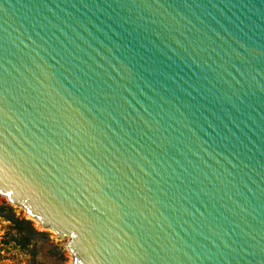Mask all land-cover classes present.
<instances>
[{
    "label": "water",
    "instance_id": "1",
    "mask_svg": "<svg viewBox=\"0 0 264 264\" xmlns=\"http://www.w3.org/2000/svg\"><path fill=\"white\" fill-rule=\"evenodd\" d=\"M0 198L71 264H264V0H0Z\"/></svg>",
    "mask_w": 264,
    "mask_h": 264
},
{
    "label": "rangeland",
    "instance_id": "2",
    "mask_svg": "<svg viewBox=\"0 0 264 264\" xmlns=\"http://www.w3.org/2000/svg\"><path fill=\"white\" fill-rule=\"evenodd\" d=\"M0 207H10L15 217L27 220L20 209L11 207L2 198ZM36 230L44 236L18 231L5 218H0V264H71L65 240L50 232Z\"/></svg>",
    "mask_w": 264,
    "mask_h": 264
},
{
    "label": "trees",
    "instance_id": "3",
    "mask_svg": "<svg viewBox=\"0 0 264 264\" xmlns=\"http://www.w3.org/2000/svg\"><path fill=\"white\" fill-rule=\"evenodd\" d=\"M5 218L11 225L18 229V231L26 230L32 235L44 236V234L38 232L32 223L25 219H18L15 217L13 209L10 207H0V218ZM22 229V230H21Z\"/></svg>",
    "mask_w": 264,
    "mask_h": 264
},
{
    "label": "bare ground",
    "instance_id": "4",
    "mask_svg": "<svg viewBox=\"0 0 264 264\" xmlns=\"http://www.w3.org/2000/svg\"><path fill=\"white\" fill-rule=\"evenodd\" d=\"M23 212V211H22ZM24 213V212H23ZM36 225V224H35Z\"/></svg>",
    "mask_w": 264,
    "mask_h": 264
}]
</instances>
